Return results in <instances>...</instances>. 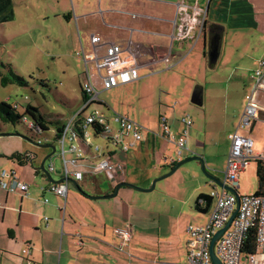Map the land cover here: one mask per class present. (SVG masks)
Segmentation results:
<instances>
[{
	"label": "crops",
	"instance_id": "0c3cea01",
	"mask_svg": "<svg viewBox=\"0 0 264 264\" xmlns=\"http://www.w3.org/2000/svg\"><path fill=\"white\" fill-rule=\"evenodd\" d=\"M12 2L14 19L11 22L17 21L18 12L24 10L25 21L31 28H42L47 31V37L53 36V28H57V37L63 43L72 44L76 56L82 48L87 53L91 52L92 36H100L104 43L122 46L124 54H135L144 72L159 69V75H177L172 72L177 66L189 71L196 62L191 60L194 54L197 66L201 62L200 65H209L211 68L220 59L227 60L230 54L241 58L237 69L248 68L247 59L252 55L257 54L252 65L255 69L264 60V0H184L190 6L197 5L207 14L202 34L196 33L195 39L184 42H177L173 38L179 0ZM36 30L32 33H43ZM215 34L221 36L219 59L215 65H210L208 53ZM241 43L243 45L239 46ZM227 45L230 46L227 48ZM81 84L82 80L80 88ZM200 86L194 82L189 85L191 90H195L194 96L199 106H202L203 89ZM252 88L253 85L249 93ZM81 95L84 101L83 93ZM101 102L103 112L108 115L116 113L111 112L105 102ZM163 118L174 136L182 135L186 129L183 120V127L174 121L170 122V118L165 116L158 118L156 123H146L142 141L127 154L116 153L114 161L121 166L120 171L101 173L93 162L80 164L78 169L82 171L83 178L81 181L70 179L72 182L68 184L66 201L47 189L50 184L63 181L61 166L56 168L57 173L48 171L52 161L48 166L45 164V168L54 183L41 170V164L48 154L39 162L38 155L32 151L16 152L33 157L32 163L21 166L16 161L2 157H9L14 152L0 150L2 170L15 171L19 180L28 185L25 195L0 189V264H187L190 240L187 226L190 218L184 212L171 216L166 235H162L155 226L147 229L135 196L139 190L133 187L150 189L153 181L159 179L155 171L174 165L178 148L175 142L164 136L161 125ZM54 133L51 140L56 142ZM51 140L47 139L46 144L51 143ZM188 153L195 155L191 151ZM121 184L126 185L119 189L115 197L107 198ZM202 195L209 194L202 193L198 199ZM125 228L131 230L132 240L124 251H120V240L116 238L115 230ZM24 250H29L30 254L24 253Z\"/></svg>",
	"mask_w": 264,
	"mask_h": 264
},
{
	"label": "rangeland",
	"instance_id": "374dc122",
	"mask_svg": "<svg viewBox=\"0 0 264 264\" xmlns=\"http://www.w3.org/2000/svg\"><path fill=\"white\" fill-rule=\"evenodd\" d=\"M18 16L17 21L0 25V104L18 107L20 114L31 105L56 124L49 131L39 134L29 128V124L33 123L30 120L16 125L0 120V150L14 153L32 151L38 155L40 162L52 152L43 146L52 145L56 148V154L46 164L48 166L52 161L59 169L61 147L51 138L56 127L67 125L83 106L80 88L83 64L76 56L73 45L63 43L57 37V28H53V36L47 37V31L42 28L36 30L26 23L24 10L18 12ZM38 29L43 33H32ZM250 46L252 48L253 43ZM240 59L230 54L227 60L222 58L211 68L209 65H200L201 62L197 66L194 54L191 60L196 62L191 70L186 71L177 66L172 69L177 75H159V69L154 72L141 69L140 76H144L141 81L104 91L100 100L110 106L111 112L127 116L144 128L146 123H156L161 116L170 118V122L174 121L182 127L183 118H189L193 123L189 130V150L203 158L208 174L222 180L231 145L229 135L235 132L246 105V95L254 84L252 77L255 67L252 65L257 54L247 59L252 67L237 69ZM7 65L28 82V86H3L1 75H9ZM193 82L200 84L203 89L202 106L192 103L195 90H191L189 85ZM98 108L104 111L102 107ZM243 133H249V130ZM251 136L256 143L255 152L264 153V113L260 114ZM49 138L52 142L46 144L45 140ZM39 141L43 143L39 144ZM66 148H69V143ZM193 156L184 152L180 162ZM172 169L173 166L158 168L155 175L164 177ZM0 171H4L2 167ZM257 172L258 162L253 161L240 175L241 195L258 193L260 181ZM71 189L76 191L74 186ZM212 191L213 185L203 173L201 164L192 161L159 181L153 191H137L135 196L146 228L158 227L161 234L166 235L171 216L179 212H184L190 218L189 225L205 224L209 216L196 210V202L200 194H210Z\"/></svg>",
	"mask_w": 264,
	"mask_h": 264
},
{
	"label": "built area",
	"instance_id": "2783aa9c",
	"mask_svg": "<svg viewBox=\"0 0 264 264\" xmlns=\"http://www.w3.org/2000/svg\"><path fill=\"white\" fill-rule=\"evenodd\" d=\"M179 1L173 38L177 42H184L195 39L196 33L202 34L207 14L197 5L190 6L184 0ZM91 44V52L87 53L82 48L77 53V57L84 64L81 84L83 106L65 125L60 137L56 138V132L54 133L55 140L61 147L58 160L61 163L63 181L59 184H50L47 189L65 201L68 197L69 180L81 181L83 178L82 171L78 169L80 164L93 162L96 164V170L101 173L120 171L121 166L114 161L116 153L131 152L143 139L142 126L127 116L118 113L108 115L98 108L102 107L101 91H109L140 80L139 58L131 52L124 54L119 44L104 43L100 36H92ZM252 78L253 88L246 95V105L239 125L229 136L230 151L221 180L232 191L213 183V191L208 195L211 205L207 213L209 216L207 223L191 224L187 227L190 237L187 264H211L212 242L224 229H227V232L214 250L223 264H264V179L262 193L253 195L239 193V177L247 166L256 161L262 163L264 167V153L255 152L256 143L251 136L260 114L264 113V60L259 62ZM28 120L23 118L22 122L27 123ZM183 123L186 129L182 135L176 137L171 133L166 119L163 118L161 121L164 136L175 142L178 148L177 160L173 163L182 161L184 152H190L188 139L193 123L189 118H184ZM29 128L39 134L43 133L41 128L33 123L29 124ZM247 130L249 133H243ZM48 171L50 173L57 171L54 163L49 166ZM0 189L7 193L25 195L28 192V185L19 180L15 171H3L0 174ZM44 202L47 203L48 200L45 199ZM198 204L201 208L207 205L203 198L198 199ZM232 218L231 225L227 228ZM115 236L120 240V251H124L132 240L131 230L116 229ZM252 237L255 238V251L250 249ZM24 253L28 254L29 250H24Z\"/></svg>",
	"mask_w": 264,
	"mask_h": 264
},
{
	"label": "trees",
	"instance_id": "16d2710c",
	"mask_svg": "<svg viewBox=\"0 0 264 264\" xmlns=\"http://www.w3.org/2000/svg\"><path fill=\"white\" fill-rule=\"evenodd\" d=\"M14 19V11H13V2L12 0H0V25L4 23L11 22ZM9 70V75H1V84L3 86L8 85H18L20 87L28 86V82H26L23 78L15 74L11 68V66H6ZM23 118H28L36 127L41 128L43 132H47L51 129V126L56 124V122L52 121V119H48L45 115H43L38 108H35L31 105L27 106L25 112L23 114L19 113V109L7 103L0 104V120L4 123L10 124H18L22 122ZM58 123V122H57ZM65 125L57 126L55 129L56 138L60 137L63 133ZM12 161H16L19 165L24 166L33 162V157L31 155H22L19 153L12 154L11 156H2ZM182 163V162H180ZM179 163V164H180ZM178 163H174V167L179 165ZM257 175L260 181V189L258 193L263 192V179H264V167L263 164L258 162V172ZM203 199L206 200V207L201 208L199 204H197V209L200 213L206 214L208 213L211 205V200L209 196L202 195ZM254 236V235H253ZM251 241V251H255V238L252 237Z\"/></svg>",
	"mask_w": 264,
	"mask_h": 264
},
{
	"label": "water",
	"instance_id": "95a60500",
	"mask_svg": "<svg viewBox=\"0 0 264 264\" xmlns=\"http://www.w3.org/2000/svg\"><path fill=\"white\" fill-rule=\"evenodd\" d=\"M220 39H221V36L219 34H215L211 40V43H210V49H209V53H208V60H209V64L210 65H215L219 59V47H220ZM192 103L195 104V105H200V103L197 101V98L195 96H193L192 98ZM45 148H49L52 150V152L43 160L42 164H41V170L47 175V177L49 178V180L51 182H55L50 173L47 171V169L45 168V164L46 162L55 155L56 153V148L52 145H47V146H43ZM192 161H198L201 166H202V171L203 173L205 174V176L210 180V181H214L218 186H221V187H224L226 188L228 191H232L228 186H225L221 180L219 179H216L214 178L213 176H211L210 174L207 173V170H206V167H205V164H204V161H203V158L202 157H199V156H193L189 159H186L185 161H183L182 163H180L178 166H176V168H174L169 174H167L166 176L162 177V178H159V179H156L153 181L152 183V186L150 189H141V188H138V187H135L133 186L135 189L139 190V191H143V192H151L155 189V186H156V183L162 179H165L169 176H171L178 168H180L183 164H186V163H189V162H192ZM69 182H72L71 180ZM74 183V182H73ZM75 184L77 185V187L79 188L80 190V187L79 185L75 182ZM126 184H121L119 185L116 190L112 193V195L108 196L107 198H113L115 197L117 194H118V191L119 189L124 186ZM82 192V190H80ZM234 218V217H233ZM233 218L230 220V222L228 223L227 225V228L231 225V222L233 220ZM227 232V229H224L222 231H220L214 238L213 242H212V245H211V249H210V261H211V264H223L220 259L216 256L215 254V248H216V245L218 244V242L220 241V239L224 236V234Z\"/></svg>",
	"mask_w": 264,
	"mask_h": 264
}]
</instances>
